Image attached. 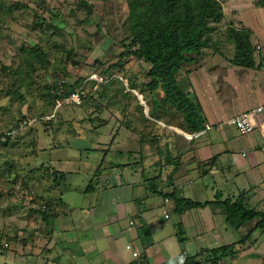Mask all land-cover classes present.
Instances as JSON below:
<instances>
[{"label": "crops", "instance_id": "0c3cea01", "mask_svg": "<svg viewBox=\"0 0 264 264\" xmlns=\"http://www.w3.org/2000/svg\"><path fill=\"white\" fill-rule=\"evenodd\" d=\"M257 43L263 45L261 40H257ZM260 62L263 63L262 68L241 67L231 63L228 67L225 59L220 60L218 62L222 67L220 70L226 75L221 83L216 85H214L215 78L211 74L206 76L204 73H196V70L189 73L187 77L192 86L191 90L195 91L202 106L205 130L191 134L190 138L184 133L177 134L171 131L170 134L162 131L160 142L151 144L147 140L149 134L141 128L143 126L125 127V146H116L120 147L118 149L120 155L125 154V162L120 161V165L116 166L118 163L111 161L108 165L111 169L119 168L122 174L116 169L101 172L103 183L94 193H87L84 190L101 164L105 163V155H107L105 150L110 152L116 147L107 146L108 143L102 144L99 137L91 132L86 139L97 144L95 143L93 147H85L86 154L81 153L85 148H80V154L74 150L73 156L52 162L57 170L67 174V181L70 179L69 182H72L74 176L81 178L79 183L82 184L78 186L67 182L64 183L66 185L64 188H58L61 191L57 198L62 197L68 212L64 214V209L59 207L58 210L62 213L54 221L53 226L64 232L62 235L65 233L70 235V227L74 228L76 224L83 225L84 229L76 231L74 235L79 239L77 244L75 243L76 247L69 251L63 250V253L57 254L55 260L52 257L48 259L44 256L41 247L40 253L36 251L37 243L41 241L40 246H44L47 242L46 237H35L34 234L38 233H34L28 238L25 250L22 244V256H19L21 251L18 245L16 250L10 252L8 258L15 264L17 261H23L25 264H200L208 260L212 262L209 253L211 249L234 245L233 249L236 252L220 258L219 264H247L249 258H255L257 264H264V238H262L264 232L259 233L257 229L253 232L252 241L247 239L244 244H240L245 236L237 241L233 236L223 233L224 229L230 232V227L234 230L235 228L227 223L225 209L213 203L219 195L221 200H225L229 196L236 197L242 193L250 207L264 210L260 206L264 203V151L262 150L264 115L261 117L262 126L245 135L228 122L232 117L264 103V57ZM194 64H197V60ZM225 67L229 71H226ZM105 113L106 111L101 115L102 124L95 131L100 130L103 134L108 127H111L109 132L114 145L119 135L116 134L118 129L115 130L119 115L115 116L111 113L106 119L103 115ZM160 115L162 117L159 119L152 118L153 121L177 132L183 131L184 128L177 125L173 117H168L172 120L168 123L163 113ZM184 131L188 132V129ZM99 152H105L104 157L96 163L99 157L96 153ZM173 156L180 157L177 168L168 162ZM62 161L67 163L74 161L78 166L70 170L60 166ZM154 161L161 162V172H155ZM82 166H86L87 169L83 170ZM88 170V174H82L83 171ZM171 170L170 180L168 174ZM112 172H115V176H112ZM159 173L162 176L153 179ZM71 189L79 195L81 202L72 203L66 199ZM165 192L175 193L178 198L185 200L210 203L204 207L185 209L179 213L175 210L174 199L170 196L164 197ZM208 192L213 198H209ZM113 193L117 197L116 201L111 199ZM158 195L159 199L156 197ZM88 198L91 208L84 211L86 208L81 207L82 201ZM156 202L160 203L159 207L162 210L160 215L158 213L159 218L155 216ZM206 210H209L207 216L203 215ZM166 211L169 212L168 218L164 216ZM104 212L107 217L97 216L98 213ZM108 213H112L111 218L115 224L112 230L109 229L112 221ZM87 214L90 216L86 217ZM123 218L125 224L122 222ZM84 219H87L86 225ZM51 228V224L42 226L44 231ZM28 229L35 232V228L28 227ZM257 233L260 234L259 237ZM82 238L84 240H81ZM65 239L73 242L71 238ZM129 243L140 252L139 257H134L127 249ZM213 243L217 245L212 246ZM241 245L245 246L244 249L238 250Z\"/></svg>", "mask_w": 264, "mask_h": 264}, {"label": "rangeland", "instance_id": "374dc122", "mask_svg": "<svg viewBox=\"0 0 264 264\" xmlns=\"http://www.w3.org/2000/svg\"><path fill=\"white\" fill-rule=\"evenodd\" d=\"M78 1L79 0H0V134L2 131L7 132L13 127L18 126L19 123L25 119L38 117L42 113H53L54 107L51 95L54 96L57 92V87L51 89V84L54 83L59 86L61 81H65L64 88L62 89L63 96L64 89L78 77H83L87 85L92 81L96 82V80L100 82L99 84L103 83L104 76L100 73V69L102 68L105 71H111L113 69L117 71L119 69L121 72L122 68L125 66L123 69V71H125L124 80L118 84L111 83V85L105 86L102 98H100V91L99 88L96 89V85L84 87L83 97H85L84 103L87 104L85 106L86 110L106 111V113L103 114L106 119L111 116V113L115 116L119 115V118L122 119V115L125 113V95L135 93L141 98V93L131 89L129 86L135 85L145 90L146 84L151 80L147 74L150 64L132 56V54H127L122 57L123 55L121 53L124 51L123 39L127 34L126 32L129 31L128 17L130 15V10L127 0H88L89 3L93 5L92 13H89L88 10H85L81 6L78 8ZM226 2L230 5L229 11H232L228 12L226 15L230 19L235 16V21L237 23L240 22L238 24L234 22L235 25L238 28H243V26H245L252 30L254 32V40L256 42L257 40H261L264 45V6L258 5L256 1L254 3L253 0H226ZM41 19H43L42 23ZM38 22H40V24ZM230 22L231 21H227V23ZM49 24H52V26ZM222 41L223 45L221 51L230 57L235 56L236 53L234 52L236 47L233 42L226 36L223 37ZM253 45H255V43H253ZM256 45L261 46L260 44ZM39 46H41L46 52V55L51 58V64L49 66H44L39 63L40 57L37 51V47L39 48ZM128 49L129 48L126 47L125 51H128ZM69 51L73 52V59L75 61L66 59ZM219 53L220 52H215L214 55H218ZM260 54L264 55V51L261 50L257 55L256 60L258 62L263 60ZM215 58H212L210 54L202 56V59H200L197 64L205 63V68L210 70L205 71L204 68H199L196 71V73H211L215 78L214 85L221 83L226 75V73L220 69L209 65V63L216 61ZM118 63L122 64L121 68L117 67ZM6 65L9 66V70L3 72L4 66ZM67 70L70 76L64 77L63 74H65ZM225 70L229 71L228 68H225ZM184 72L178 74L177 79L184 86L189 87V79ZM95 75H97L98 78H95ZM18 88L23 98L14 94V91ZM146 93V97H148L149 94L147 90ZM69 95L65 96V98ZM147 99L149 100L147 105L150 110L152 109L153 103L151 97ZM67 104L69 105L66 107L68 111L66 116L70 114L75 116L72 123L75 127L77 126V128L73 129V131L69 129V127L64 130L61 128L58 133L50 129V133H47V130L46 134L41 136V140L47 144V146L56 145L57 141H61L63 145L59 148L44 149L43 144L37 143V153L30 152L33 145H25V141H30L32 139L31 136H34V133L30 132L31 129L21 132L22 137L18 139H22V141L26 139L23 143L20 141L16 143L9 142L8 144L4 143L0 146V233L9 235L12 232H17L18 236L20 237V235H22L21 239H23L27 236L32 237L34 234V230L28 229V227L35 228V231H38L37 228H40V231L42 230L43 223L41 224L39 215L35 211L32 212L31 209H39L44 206V202L40 196L49 195V197H57L61 191V189L55 188V185L51 188V181L46 182L43 177L45 170L41 168L43 162H58L66 156H73L74 150L80 154V148L95 146V141L86 139L91 132L99 137V141L102 142V144L108 143L107 146H109L111 143L109 132L111 127H108L107 131H104L103 134H101L100 130H91L92 128H89L90 113L83 110V108L70 107L74 106L72 103ZM141 110L143 111V108H141ZM144 110L146 111L145 107ZM149 110L148 112L146 111V113H149ZM145 111L141 113H145ZM161 112L166 122H171L172 120L168 117H173L177 125L187 130L183 116L175 107L167 104L162 107ZM27 115H29V117ZM18 119L20 120L18 121ZM112 119L114 120V116ZM126 123H128V121H126ZM122 125L125 126V118H123ZM123 126L121 127L119 124H115V130L119 128L118 132L121 129L122 133L119 132L113 147L125 146V128ZM184 129L182 130L184 131ZM157 130L158 129H156V131ZM146 131L148 133V129L144 132ZM156 131H152L151 136L148 135L149 141L155 142V137L157 136L152 135V133H156ZM71 135H74L73 140L67 142L66 137ZM79 135L83 136L81 138H75ZM142 135L146 136V134L143 133ZM118 149H120V147H116L110 153L106 152L105 163H103V167L107 168L106 171H111L113 169L108 168L111 161L115 163L120 161L125 162V154L120 155L119 152H117ZM81 153L86 154L85 150L81 151ZM104 153L105 152L96 153L97 155L99 154L98 159L95 161L96 163L101 161L102 157H104ZM13 162L16 163L17 171L19 172L23 173L25 170L30 172L32 169L35 171L34 175L25 177V180L28 182L33 177L36 182L38 181V185H36L37 189H33L35 191L28 190V188L24 187V183H22L23 177L18 179L16 186L11 184V180H14L15 177V169H8V167L9 164ZM60 166L74 170V167L78 166V164L74 161L68 163L62 161ZM82 169L86 170L87 167L82 166ZM116 170H118L119 174H122L119 168ZM88 173L89 170L83 171L82 174L86 175ZM112 176H115V172H112ZM74 177L75 178L71 179L72 182H69V179L68 182L70 184L73 186L82 184L79 183L81 178H77V176ZM36 182H30V185L34 187ZM122 182L124 183V179H122ZM65 186V184H62L59 187L64 188ZM63 190L66 191L65 189ZM75 193L74 189L69 190L66 199L72 203L81 202L79 195ZM208 196L209 198H213L209 192ZM156 197L159 199L160 196L158 195ZM116 198L115 193H113L111 196L112 201H116ZM162 199L163 198H161V200ZM149 200L147 201L148 206L150 203ZM89 201V198L82 201L81 207L86 208L84 211H88L87 209L91 208ZM159 204V202H156V218H159L158 213L160 215L162 211ZM123 205L125 206V204ZM260 206L264 208V203L260 204ZM208 211L209 210L204 211L203 215H209ZM108 214L112 221L109 225L111 228L109 229L112 230L115 224L111 218L112 213ZM87 216L90 215L87 214L86 217ZM97 216L104 218L108 215L104 212L103 214L98 213ZM161 217L163 219L162 214ZM28 221L30 223H28ZM123 221H125V218H123L122 222ZM86 222L87 219H84V225H86ZM255 222L256 220L248 221L239 230H234L230 227V232H228L224 229L223 233L230 237L233 236L234 240L237 241L248 235L247 239L252 241L253 230H250V228L254 226ZM123 224L125 223L123 222ZM223 227L225 228L226 225ZM15 228L18 229L16 230ZM82 229H84L83 225L76 224L74 228L70 227V235L66 233L65 235L60 234L58 239H60V241H65L64 246L67 248L65 251H69L76 247L75 245L79 239L74 237V235L76 231H81ZM46 231H48V229L44 231L47 235ZM257 232L260 233L261 231L258 230ZM259 233H257L258 237L260 236ZM65 238H71L73 242L66 241ZM262 238H264V235ZM81 240L84 239L82 238ZM40 244L41 241L36 245V248H38L36 251L39 253L41 251ZM213 245H217V243H213L212 246ZM243 246L244 245H241V247L239 246L238 250L241 248L244 249L245 246ZM23 247L25 250V246ZM23 247L22 245L18 246L20 251L23 250ZM11 250H13V248ZM22 252L23 251L19 252V256L23 255ZM9 260V258H4L0 264H15L14 261H11L12 259ZM4 261L6 262L4 263ZM20 263L25 264L23 261H17V264ZM257 263L255 258H249L247 260V264ZM200 264L211 263L210 260H208Z\"/></svg>", "mask_w": 264, "mask_h": 264}, {"label": "trees", "instance_id": "16d2710c", "mask_svg": "<svg viewBox=\"0 0 264 264\" xmlns=\"http://www.w3.org/2000/svg\"><path fill=\"white\" fill-rule=\"evenodd\" d=\"M224 2H226V0H127L130 10V15L128 17L129 31L126 32L127 34L124 36V51L121 54L123 55L122 57L127 54H132V56L142 59L150 64L147 74L151 80L148 84H146L145 90L142 88L140 89V87L135 85L129 86L131 89L137 90L139 93H141L143 98H137V94L135 93L125 95V113L122 115L121 112L122 119L118 116L116 124H119L122 127L123 118H125V126H123L124 128H129L132 125L143 126L141 128H144L145 130L148 129V134L150 136L152 131L155 132L156 129H158L156 133H152V135L157 136L155 137L156 140L153 143H158L160 142L162 131L169 133L173 131L177 134L181 133L180 131L177 132L175 129L164 126L161 123H157L152 119H159V117H162L160 115V113H162V106L169 104L172 107H175L176 110L183 116L185 126L190 134H198L204 131L205 119L202 116V106L197 94L194 90H191L192 86L189 81V87H186L180 83V81H178L177 75L185 71L184 74L187 76L194 70L195 67L193 66H196L197 69L204 68L205 71L209 70L205 68V63L198 65L194 63L205 49H209L212 52L221 53V48L223 45L222 40L225 36L231 40L236 47L234 52L236 55L234 59L230 60V62L241 67H263L262 62L257 64L255 60L257 58V49L256 45H253L254 41H252V36L254 33L252 30L246 27L238 28L235 23H227V20L225 19ZM256 3L258 5L264 6V0H256ZM80 6L85 10H88L89 13L93 12V5H91L88 0H79L78 8ZM42 22L43 19H41V23ZM38 23L40 24V22ZM49 25L52 26V24ZM126 47L129 48L128 51H125ZM37 51L40 57L39 63L44 66H49L51 64V58L46 55L44 49L39 46V48L37 47ZM73 56V52L69 51L67 53L66 59L74 60ZM261 56L263 58V55ZM228 57L229 55L226 56V59ZM209 65L218 69L222 68L218 62H211ZM117 67L121 68L122 64L118 63ZM124 68H122L121 72L119 69L117 71L114 69L111 71H105L102 68L100 69V73L103 74L105 83L103 82L99 84L100 82L96 80V82H90L89 85H96V89L99 88L100 91V98H102V93L105 86L111 85V83L118 84L124 80ZM8 70L9 66H4L3 72ZM63 76H70L69 71H65ZM89 85L85 83V79L83 77H78L64 89L62 99L74 92L76 90L75 88H84ZM56 87V84H51V89H55ZM19 88L14 91V94L20 98H23ZM146 90L149 94L148 97H146ZM51 97L53 107L55 108L57 101L56 94H54V96L51 95ZM150 97L153 103L152 109L149 110L148 114L141 113L145 111L144 104L145 102L147 103V101H149L147 98ZM84 98L85 97H83L82 104L70 107H78L86 110L85 106L87 104L84 103ZM67 105L69 104L63 103L62 106L56 110L53 117H50V115L53 113H42L38 117H31L38 119V121L35 123V126L32 127L31 125H26L22 129L23 132H25V130L31 129L30 132L34 133V136H31L32 139L30 141L23 139L24 141L26 140L25 145H33L30 152L37 153V143L45 145L44 149L59 148L63 145L61 141H57L56 145L47 146V144L41 140V136L46 134L47 130V133H50V129H53L55 133H58L61 128L64 130L68 129L69 127V129L72 131L73 129L77 128V126L75 127V125L72 123V120L75 118V116L72 114L66 116V113H68L66 109V107H68ZM141 108H143V111ZM88 112L90 113L89 128H92L91 130H96L103 122L101 115L104 111ZM27 116L29 117V115ZM19 120L20 119H18V121ZM126 121H128V123H126ZM120 131L121 129L119 132ZM5 133L6 132L2 131L0 134V139ZM82 136L83 135H79L75 138H81ZM19 137H22L21 132L16 133V135H6V143H16L17 141L23 143L24 141H22V139H18ZM73 138L74 135L68 136L66 137V141L68 142L73 140ZM109 146L113 147V141H111ZM84 150H87V148ZM105 151H107V153L111 152L108 150ZM168 157L170 158V154ZM168 162L170 164H174V166L177 168V166L180 164V157L173 156L171 161ZM120 163L121 162H118L116 166H119ZM153 166L155 167V172H161L162 166L160 161H154ZM11 168L15 169V177L14 180H11V184L16 186L18 179L23 177L22 183H24V187L31 191H35L33 189H37L36 185H38V181L36 182L33 179L34 177L31 178L29 182L25 180V177L34 175L35 171L33 169L30 172H28V170H25L23 173L19 172L17 171V165L15 162L9 164L8 169ZM41 168L45 170L43 177L45 178L46 182L51 181V188H53V185L56 186L55 188H59L60 185L64 183L67 184V174L57 170V168L50 161L43 162ZM106 169L107 168L103 167L101 164L98 171L104 172ZM172 170L168 174L169 179L171 178L170 176L172 174ZM98 171L93 175L89 184L86 186L84 190L85 192L94 193L100 189L99 187H101L103 181L100 177L101 172ZM160 176L162 175L159 173L154 176L153 179H159ZM30 182H36L35 186L32 187ZM164 194V197L170 196V198L174 199L175 210L179 213L189 208L204 207L210 203H201L192 200L181 199L178 198L175 193L165 192ZM40 198L43 200L44 206L39 209L31 210L32 212L35 211L39 215L41 224L43 223V225L45 224L46 226L51 224L52 228L46 232L47 236L43 229L40 231V228H38V231H35L34 233H39L34 234V236L39 237L40 235V237H46L47 242L44 246L41 245L40 247L42 248V252L46 258L49 259L52 257V259L55 260L57 254L63 253V250H66L67 248L63 245L64 241H60V239H58L60 234L62 235L64 232L59 230V228L56 226L53 227L54 221L57 220L59 214L62 213L59 212V207L64 209V214L68 212V208L62 197L57 198L52 196L49 197V195H42ZM245 201L246 197L241 193L236 197L229 196L225 200H221L219 195L218 199L213 201V203L218 204L225 209L227 214V223L233 228L239 229L243 227L248 221L256 220L254 226L252 227L253 232L257 229L264 232V210L252 208ZM15 229L17 230L18 228ZM247 236L248 235L243 238L240 244H244V241L247 240ZM29 237L30 236H27L21 239L22 235L19 237L17 232H12L9 235L0 233V262L4 258H8L10 252H12V248L13 250H16V246L18 245L23 244L25 246ZM52 242L54 243L50 246ZM233 248L234 245H227L211 249L209 251L212 257L211 264H219L220 258H224L230 253H235L236 251H234ZM5 262L6 261H4V263Z\"/></svg>", "mask_w": 264, "mask_h": 264}, {"label": "clouds", "instance_id": "9594fccd", "mask_svg": "<svg viewBox=\"0 0 264 264\" xmlns=\"http://www.w3.org/2000/svg\"><path fill=\"white\" fill-rule=\"evenodd\" d=\"M255 1L256 0H253V2L255 3ZM256 5V4H255ZM224 6H225V19L227 20V21H231L230 23H233L234 24V22L236 23V24H238V23H240V22H236L235 21V16H233V18L232 19H230L226 14L228 13V12H232V11H229V4L227 3V2H224ZM241 25H242V23H241ZM243 26V25H242ZM243 27H245V26H243ZM247 28V27H246ZM253 32V31H252ZM254 33V32H253ZM252 38H253V40L252 41H254V43H255V45L256 44H260V43H257L255 40H254V34H253V36H252ZM261 46H259V45H256V49L257 50H259V51H256V57H257V55L261 52V50L262 51H264V47H263V45L262 44H260ZM206 54H210V56L212 57V58H215L216 59V61L215 62H220V60H222V59H225L227 62H228V67H230L229 65H230V63L231 64H233L232 62H230V60H232V59H234V57L235 56H233V57H228L227 59H226V56H227V54H224L222 51H221V53H219L218 55H214L215 54V52H212L211 50H209V49H205L204 50V52L200 55V57L197 59V62L199 61V59H201L202 58V56H205ZM262 55V54H261ZM261 55H260V57H261ZM222 56V57H221ZM263 57H264V55H263ZM256 60V59H255ZM257 61V60H256ZM198 64H201V63H198ZM197 64V65H198ZM193 67H195L194 68V70H198L197 69V67L196 66H193ZM226 68V67H225ZM210 70V69H209ZM206 76L208 75V74H211V73H204ZM96 76V77H95ZM94 77L95 78H98V76L97 75H95ZM65 82V81H64ZM64 88V83H63V85L60 87V86H57V92L55 93L56 94V97L58 98L57 99V101H56V105H55V108H54V112H53V114L52 115H50V117H53L54 115H55V112H56V110L58 109V108H60L61 106H62V104L63 103H72V102H70V101H67V99L70 97V95L73 93H71L68 97H66V98H64V99H62V92H63V89ZM77 89H82L83 90V88L81 87V88H77ZM76 91V90H75ZM134 92V91H133ZM60 93V94H59ZM83 94H84V92H82L81 93V102L79 103V104H77V103H72L73 105H80V104H82V102H83ZM142 97L140 98V99H142L143 98V95L142 94H140ZM144 107H145V109H146V111L148 112V110H149V106L147 105V103L145 102V105H144ZM146 111H145V113H146ZM146 114H148V113H146ZM38 121V119H35V118H32V119H30V118H28V119H25V120H23L21 123H19V125L18 126H16V127H13L11 130H9V131H7L2 137H1V139H0V146L2 145V144H4V143H6V140H7V138H6V135H16V133H18V132H22V129L26 126V125H31V126H35V123ZM182 133H184V135H185V133H187V134H189L188 132H185V131H181ZM3 138H4V140H3ZM45 145H43V147H44Z\"/></svg>", "mask_w": 264, "mask_h": 264}, {"label": "built area", "instance_id": "2783aa9c", "mask_svg": "<svg viewBox=\"0 0 264 264\" xmlns=\"http://www.w3.org/2000/svg\"><path fill=\"white\" fill-rule=\"evenodd\" d=\"M63 83L64 81H61L59 83V86L61 87ZM82 92H84L82 89H76V91H74L67 99V101L79 104L81 102ZM262 115H264V103L232 117L231 119H229L228 122L230 125L234 126L242 135H245L255 131L258 128V126H262V120H261ZM185 136L190 138L191 134L185 133ZM262 150L264 151V145L262 146ZM243 154L245 155L246 153ZM166 201H168V199ZM164 216L168 218L169 212L166 211ZM127 249H129L132 252L134 257L140 256V252L136 250L132 246V244L130 243L127 244Z\"/></svg>", "mask_w": 264, "mask_h": 264}, {"label": "water", "instance_id": "95a60500", "mask_svg": "<svg viewBox=\"0 0 264 264\" xmlns=\"http://www.w3.org/2000/svg\"><path fill=\"white\" fill-rule=\"evenodd\" d=\"M142 97V96H141Z\"/></svg>", "mask_w": 264, "mask_h": 264}]
</instances>
